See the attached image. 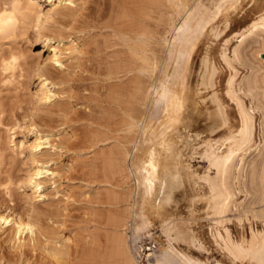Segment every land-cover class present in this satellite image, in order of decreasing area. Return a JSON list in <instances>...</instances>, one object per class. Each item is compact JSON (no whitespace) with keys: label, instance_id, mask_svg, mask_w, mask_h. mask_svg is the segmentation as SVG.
Masks as SVG:
<instances>
[{"label":"bare ground","instance_id":"obj_1","mask_svg":"<svg viewBox=\"0 0 264 264\" xmlns=\"http://www.w3.org/2000/svg\"><path fill=\"white\" fill-rule=\"evenodd\" d=\"M28 32L47 52L45 59L37 56L28 61L24 56L19 63L18 54H0V82L10 83L16 74L18 85L28 78L36 82L29 101L8 104L0 99V128L22 129L31 138L17 145L24 167L18 178L7 155L0 153L3 199L12 203L17 179L19 187L29 192L28 199L42 203L51 199L46 192L57 186L63 172L58 157L75 149L65 136L66 128L86 121L93 125L87 132L93 134L89 138L93 148L98 143L109 146L106 162L112 163L111 174L126 169L130 173L132 189L120 187L112 199L128 216L122 234L129 230L133 238H140L152 227L151 219L167 224L172 216L164 207L170 196L162 187L163 178L180 179L183 171L175 158L177 168L169 172L171 162L164 158L171 151L169 133L183 131L185 138L193 133L199 138L203 131L193 124L207 120L209 138L195 143L202 144L199 159L205 160L207 169L198 176L188 163L179 182L183 193L185 179L194 187L192 194H184L191 223H168L166 232L174 231L176 240L190 246L214 245L222 256L216 264H264V0H8L0 4V41L26 35L27 42ZM222 35L220 49L203 54V77L199 74L203 79L201 84L197 80L193 91L198 98L202 90L209 91L214 116L212 111L209 118L197 111L198 121L190 124L192 117L184 115L189 62L200 38ZM80 102L86 113L75 108ZM192 105L202 108L196 102ZM198 146L192 147L190 156ZM180 154L179 150L173 157ZM192 156L191 160L196 155ZM34 205L23 214L9 206L0 208V244L10 250L5 263L36 264L31 257L42 252L47 261L38 264H63L68 252L55 246L54 216L50 208L44 211ZM122 211L117 210L111 221L114 226L120 224ZM228 214L235 215L241 231L229 228ZM196 219L209 222L208 230L190 228ZM125 241L122 235L116 238L123 264H138L136 251L142 241L133 251L134 240L129 246ZM152 255L145 264H206L169 243Z\"/></svg>","mask_w":264,"mask_h":264},{"label":"rangeland","instance_id":"obj_2","mask_svg":"<svg viewBox=\"0 0 264 264\" xmlns=\"http://www.w3.org/2000/svg\"><path fill=\"white\" fill-rule=\"evenodd\" d=\"M0 1H1L0 4L5 3V1L6 3H8V0H0ZM30 33L31 32L27 33V38H28L27 42H26V35L19 36L18 38H13V39L11 38V39L1 40L0 49H2L3 53L1 52L0 54H4V52H5L4 55L6 56L11 52H13L14 54H18L20 56L19 63H22L24 56L27 57L28 61H34L37 58V56H39L41 60L45 59V57H47V52H45V49H42L41 45H38V43L34 42ZM209 37L207 38L204 37V39L200 38V40H198L199 44H197L194 50V52L197 55L194 53L196 56L193 54L189 62L190 65L188 68L189 69L188 79H187L188 82H186L187 96L185 94V96L188 99L186 98L187 109L185 110L184 115L186 116L187 114H189V116L192 117V120L191 121L189 120L190 124H193L194 123L193 121L194 120L196 121L198 119L197 111H202L203 113L206 112L205 114L207 116V113L209 111H212V113L211 112L210 113L213 115L215 110L214 104L210 100L211 95H209V91L208 92L206 91V93H204L205 91L203 92L202 90V94L200 92L199 98L198 95L197 96L195 95L197 97L196 98L193 94L194 93L193 91L197 90V88L195 87L196 86L195 83L199 79V84H201V81L203 79L200 78L202 76V73H204V68L200 66L202 57L204 56L203 54H205V51L210 50L211 48L214 49V47H217L216 50L211 49V51L217 52L220 49V48L218 49V46H221L222 44L221 41L224 39V35H222L218 39H215L213 37L209 38ZM17 80L18 78L16 74L12 82L5 84L0 82V99H3L2 100L3 102L5 101L8 104L11 103L13 104L16 101L22 99L23 100L25 99V101H29L30 99L29 94L36 90L35 80L28 78L23 85H18L16 83ZM198 89H200V86L198 87ZM79 94L87 95L88 93L80 92ZM200 95L203 97L200 98ZM193 96L195 97V99H193L194 98ZM150 99H152V97H150ZM193 101L199 103V105L202 106L201 110L195 108V106L192 105L194 104ZM209 101L211 102V104H209ZM81 105L82 104L80 102L79 105H77L78 107L76 106L75 108L77 109V111L79 110L80 112H85L87 109L84 110V105H82V108L80 109ZM204 106L207 108V110L204 109ZM210 113L209 115H211ZM209 115L207 116L208 118ZM206 122L207 120L206 121L201 120L200 123L198 122L199 126H197L198 125L197 122L193 124L195 128L196 127L198 128L196 129L198 132L203 131V133L200 134L199 138H194V133L190 134L189 138H185L181 134L183 133V131L181 133H176V132L169 133L170 136L168 138H170L169 143L171 144L172 152L167 151L164 156L165 161L171 162L170 163L171 165L168 166L169 172L177 167L178 169H180V172L182 171L186 172L187 170L185 167L187 166L188 163H190L188 164L189 168L193 170V172H196L195 174H198V176H202L200 175L204 172V171L202 172V170L206 171L207 163L205 162V160L203 161L201 157L199 159V155L201 156V152H202V144H203L202 138L203 139L204 137H206L207 139L209 138V131H208L209 129L208 130L206 129L209 128L210 126L209 124L207 125ZM74 123L75 124L70 123L69 125L70 128L73 126L72 128H75V130L71 128L72 130L71 133V130L69 128H66L68 134L65 136H67V138H70V142L72 141V143L75 144V149L66 152L67 154L62 153L61 155H59L60 158L58 157V162H59L58 165L62 167L63 172H61V177L56 183L57 186L55 185L51 186L50 189H48L46 192V193H50V196L52 195L51 199L45 198L43 200V203L28 199L27 198L28 196H26L25 193L29 195V192H26V190L24 191L23 188L19 187L21 184L20 181L17 179L18 177H20L22 171L24 170V167L20 163L21 157L19 155V150L17 145L21 140H26L23 142L29 143L31 141V138L28 135H26L25 132H23L24 130L22 129L14 128L10 131L5 132V130L0 128V143L2 146V150L0 153H2L3 155H7V160H9V162H11L12 165H14L15 171L17 173L16 179L18 181L14 183L15 185H12V190H13L12 198L14 197L12 199L13 200L12 203L7 202V200L3 199V197L0 195L1 209L9 206V208L14 209L15 212L19 214H23L22 211L25 212L24 210L26 211L27 209L30 210L31 208L29 209V207H33L32 205L34 204H35L34 206H38L41 210L44 211L46 209L49 210L50 208L49 211H51L54 216L52 220L54 225L52 226H54L53 228L54 229L56 228L55 230L57 231V232L55 231L56 233H54L53 235L54 242L57 243V245L55 246L62 250L66 248L64 250L68 252L67 256L65 254L63 257V259L66 257L64 259V261L66 262H64L63 264L66 263L67 264H123L122 254H120L121 252L120 250H118L120 249L119 248L120 246L117 244L118 242L116 243V238L117 236L120 235H122L123 238L126 240L125 243L128 246L131 245L129 242L131 240H134V243L131 246L132 251L134 245L140 241H142V243H140L139 245H146L148 243L154 245L156 249L153 253H151L153 254L152 257L154 255H158V253H160V251L163 248H165L169 243L171 246L175 247L179 251L183 253H187V255L190 258L200 260L206 264H216L217 262L221 261L222 259L221 252H219L214 245L209 243H204L200 247L192 246V245L190 246L187 244V242L185 241L183 242V240L182 241L180 239L176 240V238L173 237L175 236L173 235L174 231H172V233L170 232L169 234L166 232L168 223H170L169 226L184 224L186 220H188L187 222L188 224L189 222L191 223V220L189 218L187 219L191 208L188 207L189 203L185 201L184 194L185 193H187L188 195L192 194L194 187L192 183L189 182L188 179H185L184 185L186 191L185 193H183L184 186L179 184V182L182 180L183 175L185 174V173L183 174V172L180 173L182 176L180 179L179 178L172 179L170 177H165V179L163 178L162 187H164V192L169 193L170 196L168 205H165L164 207L168 211V214H172L167 224H162L157 220L151 219L152 227H150L148 233L143 235L142 237L133 238L132 233L129 230H126L125 235H123L121 230L124 229L123 225L128 221V219L125 218L126 212L122 211V209L124 210V207H119L118 205L115 206L116 204L113 203L114 201L112 198L114 196L113 192H117V190L120 187H122L124 190L132 189L133 181H131L132 179L130 173L126 169L122 171L120 174H113V173L111 174V171L114 172V169L113 168H112L113 170L111 169L112 163L110 162L109 164H107L106 162L109 161L107 159L108 158L107 156H109L107 155L108 152L107 150H109L108 149L109 146L107 145L104 146L103 144L98 143L96 145L97 147L95 146L93 148V146L89 142L90 141L89 138L93 134L87 133L90 130L89 126L93 127V125H90V123L86 121L77 122V125L76 122ZM217 133L214 132V134L212 133V135H217ZM86 139L88 141H86ZM196 142H198V144L202 143L200 145L201 148L200 149L197 148L198 150L196 151V154H194L196 156L193 155L194 156L193 157L191 154V156L193 157L191 160L190 153H193L192 151L193 148H196L198 146L197 144H195ZM101 149L104 150L101 152ZM179 150L181 151L180 157H176V156L173 157L174 154H177ZM175 158H176V162L177 161L180 162L177 163L179 166H181V168L179 166L174 167ZM171 167L172 169H170ZM210 174H212L211 171ZM54 187L55 190L57 189L56 190L57 192L55 190L52 191V188ZM50 196L48 198H50ZM48 204L51 205L52 207L48 206ZM117 210L122 211L123 217L120 224L114 226L113 223H111V221L116 218ZM234 216L235 215L233 214L232 215L228 214L227 219H230V221L232 222V223L230 222L228 226L231 230L233 229L234 231L235 230L241 231L240 229L241 227H239L236 224L237 219ZM126 217L128 216L126 215ZM184 217L186 219H184ZM54 221H56L55 223L57 224H55ZM207 223L209 222L205 220L196 219V222L194 223V225H191L190 228L194 229L195 231L205 232V230H208L207 228L209 227ZM211 224H213V221L211 222ZM115 227L118 229H116ZM52 245L53 244L51 243L48 244V246H52ZM9 254H10L9 248L5 244L1 245L0 264H6L5 263L6 256ZM44 255L45 254L42 252L39 253L37 252L35 254L33 253L32 255L33 258L31 257V262L38 264L40 260L47 261L44 260V258L46 257ZM34 257L37 259V261L35 260Z\"/></svg>","mask_w":264,"mask_h":264},{"label":"built area","instance_id":"obj_3","mask_svg":"<svg viewBox=\"0 0 264 264\" xmlns=\"http://www.w3.org/2000/svg\"><path fill=\"white\" fill-rule=\"evenodd\" d=\"M156 247L152 244L139 245L136 251V261L138 264H145L148 255H151L155 251Z\"/></svg>","mask_w":264,"mask_h":264},{"label":"water","instance_id":"obj_4","mask_svg":"<svg viewBox=\"0 0 264 264\" xmlns=\"http://www.w3.org/2000/svg\"><path fill=\"white\" fill-rule=\"evenodd\" d=\"M261 58L264 60V54L261 55Z\"/></svg>","mask_w":264,"mask_h":264}]
</instances>
